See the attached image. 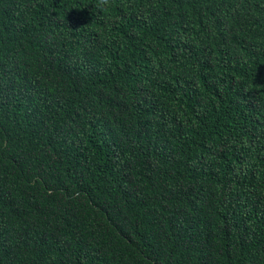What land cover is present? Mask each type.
I'll return each instance as SVG.
<instances>
[{
	"label": "trees",
	"instance_id": "trees-1",
	"mask_svg": "<svg viewBox=\"0 0 264 264\" xmlns=\"http://www.w3.org/2000/svg\"><path fill=\"white\" fill-rule=\"evenodd\" d=\"M0 264H264V0H0Z\"/></svg>",
	"mask_w": 264,
	"mask_h": 264
}]
</instances>
